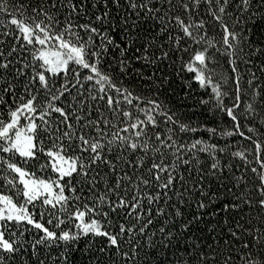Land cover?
I'll return each instance as SVG.
<instances>
[{
    "label": "snow or ice",
    "instance_id": "1",
    "mask_svg": "<svg viewBox=\"0 0 264 264\" xmlns=\"http://www.w3.org/2000/svg\"><path fill=\"white\" fill-rule=\"evenodd\" d=\"M0 264H264V0H0Z\"/></svg>",
    "mask_w": 264,
    "mask_h": 264
}]
</instances>
